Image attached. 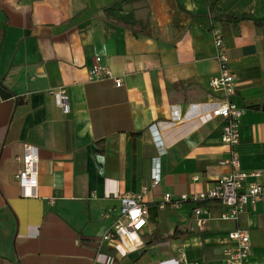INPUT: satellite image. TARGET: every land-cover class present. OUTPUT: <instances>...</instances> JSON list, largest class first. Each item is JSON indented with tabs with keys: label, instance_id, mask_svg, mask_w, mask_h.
Returning <instances> with one entry per match:
<instances>
[{
	"label": "crops",
	"instance_id": "0c3cea01",
	"mask_svg": "<svg viewBox=\"0 0 264 264\" xmlns=\"http://www.w3.org/2000/svg\"><path fill=\"white\" fill-rule=\"evenodd\" d=\"M209 1L0 0V264H223L237 228L249 235L247 264H264L261 204L236 223L217 219L212 202L199 217L192 202L158 208L165 194L205 192L232 173L225 122L210 117L223 101L210 87L213 29L235 77L229 100L243 110L239 170L264 172V23H213ZM214 11L261 20L264 0H219ZM115 20L135 24L136 36ZM94 63L122 85L89 81ZM59 87L67 115L48 94ZM24 145L38 151V198H22L14 180ZM124 194L141 198L147 224L103 241Z\"/></svg>",
	"mask_w": 264,
	"mask_h": 264
},
{
	"label": "built area",
	"instance_id": "2783aa9c",
	"mask_svg": "<svg viewBox=\"0 0 264 264\" xmlns=\"http://www.w3.org/2000/svg\"><path fill=\"white\" fill-rule=\"evenodd\" d=\"M211 36L215 49V60L218 64V74L211 79L210 87L223 92V101L212 102L214 106L210 117L221 118L225 122L221 132V141L230 149V158L225 163L231 166L232 173L216 180L212 187L205 192L179 197L165 194L162 196L158 208L164 209L168 205L179 206L184 202H192L196 204L193 214L199 217L210 214L204 204L212 202L221 210L217 219L236 223L247 207H254L256 204L262 205L264 217V185L256 181L264 176V172L244 173L239 170L238 155L234 152V147L239 142V124L243 110L229 100L234 95L236 83L229 66V58L223 45L221 32L218 29H213ZM105 79L113 80L116 87L122 85L121 79L114 78L108 66L94 63L88 72V80L102 81ZM48 94L53 97L55 105L64 115L70 113V99L64 88L50 89ZM18 160H20L22 168L14 174V180L20 188V196L22 198H38L39 158L37 148L24 145L23 155ZM150 178L152 188L159 185L161 177L157 163L151 169ZM146 191L147 188H143V193ZM119 203L118 217L103 235V241L140 233L147 224L148 211L141 198L124 194L119 198ZM109 214L110 211L106 215ZM227 237L230 244L222 249L223 264H247L251 251L248 233L237 228L229 232ZM169 262L170 264H187L182 257Z\"/></svg>",
	"mask_w": 264,
	"mask_h": 264
},
{
	"label": "trees",
	"instance_id": "16d2710c",
	"mask_svg": "<svg viewBox=\"0 0 264 264\" xmlns=\"http://www.w3.org/2000/svg\"><path fill=\"white\" fill-rule=\"evenodd\" d=\"M219 0H210L209 1V17L211 19V22L218 23L222 26L224 25H237L244 21H251L257 26H261L262 23H264V19L261 20H253L250 15L242 14V15H235V14H226V15H219L214 11V6ZM108 12V10H106ZM116 24H119L123 26L124 28H127L133 32V34L136 36V25L135 24H129L122 21H113ZM148 27H143L142 29L145 30Z\"/></svg>",
	"mask_w": 264,
	"mask_h": 264
}]
</instances>
